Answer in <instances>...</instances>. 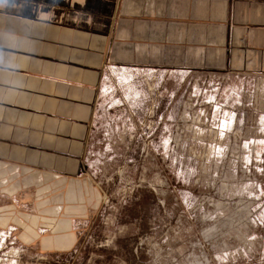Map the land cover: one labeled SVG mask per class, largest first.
<instances>
[{
  "label": "rangeland",
  "instance_id": "rangeland-1",
  "mask_svg": "<svg viewBox=\"0 0 264 264\" xmlns=\"http://www.w3.org/2000/svg\"><path fill=\"white\" fill-rule=\"evenodd\" d=\"M261 79L109 66L82 178L0 170V264H264Z\"/></svg>",
  "mask_w": 264,
  "mask_h": 264
},
{
  "label": "crops",
  "instance_id": "crops-1",
  "mask_svg": "<svg viewBox=\"0 0 264 264\" xmlns=\"http://www.w3.org/2000/svg\"><path fill=\"white\" fill-rule=\"evenodd\" d=\"M109 66L264 85V0H0V170L82 178Z\"/></svg>",
  "mask_w": 264,
  "mask_h": 264
}]
</instances>
